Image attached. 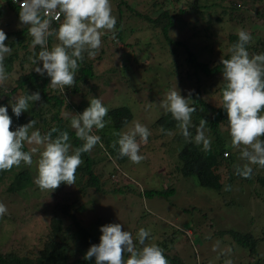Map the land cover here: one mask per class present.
<instances>
[{
    "label": "rangeland",
    "instance_id": "obj_1",
    "mask_svg": "<svg viewBox=\"0 0 264 264\" xmlns=\"http://www.w3.org/2000/svg\"><path fill=\"white\" fill-rule=\"evenodd\" d=\"M198 1L195 4V0H180L165 7L159 5V0H111L113 15L121 32L118 33L116 26V39H111V33H106L98 54L93 58L86 55L93 64L94 75L78 80L75 83L77 92H69L71 87L65 88L64 92L57 88V92L49 93L64 98L65 105L59 115L69 129L70 117L66 113H82L92 97L100 98L108 109L129 106L133 113L129 124L138 120L152 133L148 143L141 144L140 154L145 159L139 164L127 159L112 174V159L98 161L95 171L101 173L104 191L83 187L85 179L80 180L78 174L75 185L62 183L53 192L39 189L34 182L38 153L33 154L31 166L21 163L13 168L14 172L26 169L29 173L31 183L21 191L9 190L11 171H0V202L8 209L0 217V251H12L34 259L42 248L52 217L61 218L64 227L75 231L74 221L69 218L74 214L82 227L99 237L102 235L100 227L109 223H121L123 230L131 232L134 238L138 230L144 228L150 232L149 240L157 244L165 233L175 230L176 239L168 252L178 254L186 264H225L226 260H231L232 264H244L251 261L248 251L234 240L229 230L242 233H259L262 230L264 188L259 186L255 177L263 174L264 168L252 166L251 182L233 174V165L245 162L239 159V151L230 146L228 124L221 123L219 135L225 147L232 152L233 159L223 161L217 170L225 183L233 175L228 185L230 189L225 190L226 186H223L217 192L201 186L194 176L184 177L178 170L181 163L178 152L184 143L179 130L170 129L174 135L169 136L154 125V121L165 113L158 105L168 90L177 88L187 98L189 91L193 93L198 88L199 99L204 105L198 104L192 119L196 125L200 118L208 121L206 135L212 145L216 137L210 127V114L211 107L220 106L224 84L222 73L209 76L195 71L186 62V47L200 61L213 64L236 42L229 36L242 28L252 35L253 43L248 46V51L258 54L264 50V0ZM127 5L152 17H156L163 8L173 13L174 24L168 29V35L183 44L168 43L159 27L132 13ZM0 9V29L14 31L27 27L4 5V0H0ZM29 37L26 31L20 43ZM57 42L55 39L53 44ZM14 64L15 68L8 73L9 79L0 86L5 91L15 85L19 74L18 63ZM17 95H23L21 89H17L10 100ZM149 103H152L151 107ZM41 108L45 111L44 115L40 113L41 117L54 124L55 120L50 118L53 109L48 110V105L42 100L30 103L26 112H39ZM34 120L37 121L35 129L42 133L43 121L39 114ZM19 121L22 122L12 123L11 130L29 122L25 118ZM123 130H126L125 126L120 131ZM94 131L98 135L97 130ZM31 147L25 144V151ZM90 154L101 158L98 145ZM169 186L174 189L167 196L144 194L148 189ZM113 187L117 190H112ZM218 241L219 247L214 250ZM263 257L262 241L255 258L261 260Z\"/></svg>",
    "mask_w": 264,
    "mask_h": 264
},
{
    "label": "clouds",
    "instance_id": "obj_2",
    "mask_svg": "<svg viewBox=\"0 0 264 264\" xmlns=\"http://www.w3.org/2000/svg\"><path fill=\"white\" fill-rule=\"evenodd\" d=\"M19 4V21L27 26L31 47L39 46L38 54L28 57L33 70L50 78L49 87L64 92L65 88L75 85L76 74L81 63L88 57H95L102 46V37L111 33L116 39L117 18L113 15L111 0H13ZM54 22L58 27L54 26ZM238 40L228 49L229 58H220L222 80L220 108L227 115L230 146L239 151L243 164H234L235 174L249 179L252 166L264 168V53H250L248 46L253 43L252 35L245 29H237ZM58 42L49 47V38ZM0 29V86L9 79L5 58L12 48ZM42 62V67L39 64ZM180 91L170 89L159 107L170 113L185 142H194L207 152L211 150V139L206 135L208 121L200 118L199 124L193 123L197 111L196 101ZM39 92L30 95H17L10 100L12 113L19 118L29 110L30 103L40 102ZM152 103H149L151 107ZM109 109L100 98L92 97L89 106L82 113H66L70 117V127L82 142L74 147L68 131L52 127L42 134L35 129L36 120L19 125L11 130L12 118L7 106H0V171H10L21 163L31 166L33 154L39 155L36 161L37 176L35 184L41 190L53 192L62 183L75 185L77 169L84 163L83 153H90L95 146L104 147L101 137L94 130L106 127L105 117ZM126 130L113 131L116 137L112 148L118 150L120 157H127L134 164L141 163L145 157L140 154L141 144H147L152 134L147 126L133 120L124 121ZM194 130V132H193ZM160 132L174 135L163 127ZM25 144L32 145L25 151ZM226 186L225 190H229ZM7 206L0 202V217L7 213ZM102 235L99 244H92L84 259L95 258V264H169L165 250L149 240L150 232L140 228L135 236L123 230L121 223H109L100 227ZM219 241L214 250L219 247ZM225 264H232L226 260Z\"/></svg>",
    "mask_w": 264,
    "mask_h": 264
},
{
    "label": "trees",
    "instance_id": "obj_3",
    "mask_svg": "<svg viewBox=\"0 0 264 264\" xmlns=\"http://www.w3.org/2000/svg\"><path fill=\"white\" fill-rule=\"evenodd\" d=\"M176 1L180 0H159V5L161 4V6L166 7L168 5H172V3ZM198 2V0H195V4H197ZM4 5L11 11H13L16 18L19 19V6L14 4L13 0H4ZM127 6L132 13H135V15H139L142 18L146 19V21L153 23L155 27H159L163 33L165 40L168 43H174L177 45L183 44L179 40H173L168 35V29L174 24L173 13L163 8L156 17H152L146 13L135 11L130 5ZM1 11L2 9H0V15L2 13ZM216 18L219 19L220 16H217ZM54 26L58 27V24L54 22ZM116 26L118 27V33H120L121 30L119 28L120 26L118 22ZM3 31H5L8 37L5 43L12 48L11 54L6 56L4 61L7 72L10 73L15 68L14 63L17 62L19 65V74L15 79V85L12 86L9 90L5 91L3 87H0V96H2V98L0 99V106L8 107V114L12 118L13 124H19L20 122H22L19 120H22L24 118L28 120L34 119L35 116L39 114L40 119L43 121L42 134L48 132L52 127H58L61 130L68 131L71 140L70 142L74 147L80 146L82 142L76 138L75 131L69 129L66 123H63L62 117H60L59 115L62 106L65 105L64 98H59L55 93H49L54 91L57 92L56 89L49 88L50 78L47 77L46 74L44 76L37 74L33 70V67L35 66L32 65L28 59V57L33 54V51L38 54V52L40 51L39 46H37L35 49L30 46L32 39L31 37L20 43V41L23 40V34L27 31V27L14 31ZM120 35L121 34H118V37H120ZM229 38L232 41L238 40V36L236 34L230 35ZM54 40V37L49 38V47L53 45ZM186 50V62H188L195 71H200L203 74L209 76L222 73L223 69L222 65L219 63L220 59L213 64H209L207 62L200 61L197 55L188 47H186ZM262 53H264L263 49ZM86 55L87 54H85V59L81 63L80 69L76 74V82L78 80H85L94 75L93 64L88 61ZM229 56L230 53L228 52L222 58H229ZM39 66L42 67V62L39 64ZM17 89H21L23 95H30L35 91H39V93L42 95V103L44 102L45 105H48V110L53 109V111H51L50 118L55 120L54 124L51 125L47 118L44 119V117H41L40 113H42L43 115L45 113V111H43V108H41L39 112H34V110H31L29 111V114L25 111L19 118H17L12 113L11 105L9 103L11 95L16 92ZM69 92H77V87L74 85ZM199 95L200 90L196 88L192 93L194 101L197 102L194 104L196 108L198 107V104H200V106L204 105L203 101L199 99ZM78 108L81 107L78 106ZM211 108L212 110L210 114V127L216 137L215 142L211 145V150L205 152L202 149V146H198L194 142L187 143L184 140V143L178 152V158L181 162L178 170L182 176H194L199 185L211 188L219 192L223 188V186H228L229 184H231L233 175H230V177H228V179L226 180V184L221 180V173L217 170L218 166L225 160L231 161V159H233V154L227 147H225L218 131L221 123L228 124L226 112L220 107ZM132 117L133 113L131 111V108L127 105H119L109 109L108 115L105 117V120L108 122L106 127L102 130H97L98 135L101 137L102 143L104 145L103 148L98 145V149L101 151V158L95 157L90 153L82 154L84 163L77 169L76 174H78L80 180H83V178L85 179V184L83 187L86 186L93 188L94 191H104V183L101 179V173L95 171V166L98 161L106 158L112 159L114 168L112 167L113 170L110 171L111 174L117 170L118 165H121L122 163L127 161V157H120L118 154V150L112 148V142L117 139L112 135V132L114 130L120 131L125 126L124 121L127 120L128 122H130ZM154 125H157L160 128L163 127L166 130L177 128L176 121L173 120L170 113H164L159 116L154 121ZM11 129H13V125L11 126ZM10 171V174H12V180L10 181L8 186L10 191H21L31 183L29 173L26 169H22L18 172H14L13 169ZM233 174H235V171ZM242 179L251 182L253 178ZM255 179L259 186L264 188V173L256 175ZM173 189L174 188L172 186L166 188L163 187L162 189H148L144 191V194L146 196H167L170 192H173ZM112 190L117 189L116 187H113ZM118 190H120V188ZM69 216V218L74 221L76 227L75 231H71L69 227H64L61 218L57 216L52 217L42 248L34 259L19 255L12 251H0V264H95V258H92L91 260H85L84 256L92 244H99L100 237L82 227L77 221V218L74 214H70ZM229 231L231 235H233L234 240L239 243L242 248L246 249L250 254L249 259L251 261H247L244 264H264V257L261 260H256L255 258V256L258 255L259 242H264V226L259 233H256L258 231L244 233L235 230ZM175 239L176 231L173 230L171 233H165L163 235V239H161V242L158 243V245L165 250V256L168 259L169 264H186L181 256L176 253L170 254L168 252V249L173 245Z\"/></svg>",
    "mask_w": 264,
    "mask_h": 264
},
{
    "label": "built area",
    "instance_id": "obj_4",
    "mask_svg": "<svg viewBox=\"0 0 264 264\" xmlns=\"http://www.w3.org/2000/svg\"><path fill=\"white\" fill-rule=\"evenodd\" d=\"M20 2H22V0H20ZM16 5H17V6H19V4H18V3H17Z\"/></svg>",
    "mask_w": 264,
    "mask_h": 264
}]
</instances>
